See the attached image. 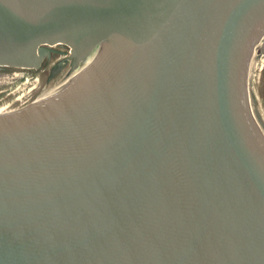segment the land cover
Masks as SVG:
<instances>
[{
    "label": "water",
    "instance_id": "obj_1",
    "mask_svg": "<svg viewBox=\"0 0 264 264\" xmlns=\"http://www.w3.org/2000/svg\"><path fill=\"white\" fill-rule=\"evenodd\" d=\"M21 69L0 264H264V0H0V89Z\"/></svg>",
    "mask_w": 264,
    "mask_h": 264
},
{
    "label": "flooded vegetation",
    "instance_id": "obj_2",
    "mask_svg": "<svg viewBox=\"0 0 264 264\" xmlns=\"http://www.w3.org/2000/svg\"><path fill=\"white\" fill-rule=\"evenodd\" d=\"M52 49L56 50L59 53L52 54L49 61L44 60L38 70H31L34 72H41L45 77V83L50 84L57 78H62L64 75L68 74L71 69V61L68 59L69 55V47L66 45H56ZM63 53V54H61ZM259 56H257V60H259ZM254 72H252V105L254 109L257 111L254 106V101L256 102L255 91H254ZM258 112V111H257Z\"/></svg>",
    "mask_w": 264,
    "mask_h": 264
},
{
    "label": "rangeland",
    "instance_id": "obj_3",
    "mask_svg": "<svg viewBox=\"0 0 264 264\" xmlns=\"http://www.w3.org/2000/svg\"><path fill=\"white\" fill-rule=\"evenodd\" d=\"M15 70L19 71V69H13V72H15ZM27 78L28 71L26 69H21L19 78L13 80L10 88L3 86V88L0 89V103L16 95L19 90L23 88V83Z\"/></svg>",
    "mask_w": 264,
    "mask_h": 264
}]
</instances>
